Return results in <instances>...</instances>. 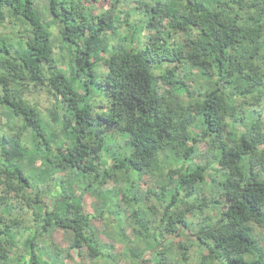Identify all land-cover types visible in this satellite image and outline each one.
Returning <instances> with one entry per match:
<instances>
[{"label":"trees","instance_id":"16d2710c","mask_svg":"<svg viewBox=\"0 0 264 264\" xmlns=\"http://www.w3.org/2000/svg\"><path fill=\"white\" fill-rule=\"evenodd\" d=\"M135 1L94 14L93 0H0V264L60 259L41 239L53 229L71 236L69 258L110 263L92 225L106 216L127 242L128 261L113 264H184L193 245L195 264H264V0ZM30 87L54 98L49 122ZM202 142L211 157L199 160ZM216 182L212 197L200 192Z\"/></svg>","mask_w":264,"mask_h":264},{"label":"rangeland","instance_id":"374dc122","mask_svg":"<svg viewBox=\"0 0 264 264\" xmlns=\"http://www.w3.org/2000/svg\"><path fill=\"white\" fill-rule=\"evenodd\" d=\"M93 4L92 6L93 8V13L96 14V12H99L100 10H102L103 8H105L108 5V0H93ZM152 1V0H150ZM136 5V1L135 0H119L116 8L118 9V11L120 10H124V11H128L131 10V8H134V6ZM123 12V11H122ZM138 13V12H137ZM142 13V12H141ZM139 14V13H138ZM138 14H135V17H133L135 20L138 17ZM118 15V14H117ZM118 16H121L119 18L122 19V14H119ZM43 19L47 20L49 19L48 16L46 14L43 15ZM115 23L118 21V18H115ZM120 20V19H119ZM130 21L132 22L131 24H133V19L130 18ZM138 24H135L136 28L134 29L135 31H131V32H124L123 33V38L126 37L127 39H131L132 36H134V39L137 38V36L141 33V26H140V22H137ZM124 25H120L117 29L120 31L118 33H121L124 31ZM113 31V33H110L109 31H107L108 33V39L109 41H113L116 39V37H119L120 35H118V33L116 32V29H114L113 27H111ZM112 32V31H111ZM148 30L145 29L144 33H147ZM58 31L56 29V27L53 29V41H54V56L56 58V63L58 66L62 67L67 73L70 70L69 67V58H68V51L67 49H63L59 46L58 44ZM98 70H101L99 67H96V70L94 69L95 73H97ZM191 72V75L195 77V79H197V71L196 69L189 71ZM198 82L202 81L201 78H199L197 80ZM46 88V87H45ZM39 89V88H32L30 87L29 90L25 91V97L28 98L31 102H34L36 104V106L39 108V111L41 112V115L43 117V119L47 122H49L51 119L49 118V114H48V110L52 109L51 104L54 101V98L51 96L50 93H48L46 91V89ZM104 96L103 94H99L97 91V88L95 86H93L91 88V98H90V102L93 103L94 107L97 108V105H100V103H104ZM262 112H263V116H264V100L262 101ZM52 123V122H51ZM200 153L198 155V159L199 160H204L205 158H207L209 155L211 157V152L209 151L210 147L205 144L204 142H202L200 144ZM36 166L41 167V165L38 163H35ZM36 174H39V171L37 169V171H35ZM154 177L153 176H149V175H144L142 177V179H140L137 184L140 188V192H144L146 188H149L151 186H153V181ZM38 185L43 186L45 184V182L42 181H37ZM47 184H45L44 186H46ZM111 185V183L109 184V186ZM217 182L215 185L213 186H209L204 185L202 186L201 189V193L203 195H205L206 197H212L213 195L216 194V190H217ZM144 194H141V197H143ZM83 206L84 209L86 211H93V208L95 205H97L99 203V200L97 198L94 197L93 194L90 193H85L83 196ZM14 201V200H13ZM125 207H127L125 204L123 205ZM142 206L144 207V204L142 203ZM210 213L213 214V211L207 210ZM126 212H129L128 210H126ZM215 214L217 215V212H215ZM203 222V219L199 216L196 218H193V221L191 224H189L188 226V230L191 232H195L198 228V225L200 223ZM92 225L95 229V232L97 233V236L99 238V240L104 243V245H106L110 251V253L112 254V259L111 262H106L104 259H101L99 261H92L91 258L87 257V256H83V257H76V256H72V258H69L64 250L66 249V247L68 246L70 240H71V236L69 235L68 232L62 230V229H53L52 231H50V233L44 235L41 239H43V241H45L47 243V246H49V250L50 252H54L53 249V244H56L59 247V255L58 257L61 259H58L56 257H54L53 255H50L49 253H44L43 254V258H45L50 264H113L115 262L118 263H122V262H126L128 261V258L126 256V254L124 253L126 246H127V242L124 241L122 238H120V236L117 233L118 227H117V223L108 219V216L106 217H99L96 218L92 221ZM128 228L126 229V232L129 234L128 232ZM254 234L257 236V238L260 241L261 246L263 247L264 250V228L263 227H255L254 228ZM130 238H132V236H130ZM181 237H174L173 239L175 241H178ZM172 239V240H173ZM173 240V241H174ZM164 246H168L169 245V240L166 239L163 242ZM129 246V245H128ZM174 249H176L174 247ZM201 250L198 249L197 246H191L190 247V258L187 259L185 261L184 264H195L197 263V260L199 259ZM169 258L172 259L171 254H168ZM177 264H182L180 262H178Z\"/></svg>","mask_w":264,"mask_h":264}]
</instances>
